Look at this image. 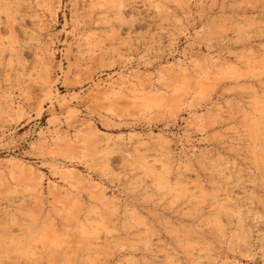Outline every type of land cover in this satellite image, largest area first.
<instances>
[{
	"label": "rangeland",
	"instance_id": "1",
	"mask_svg": "<svg viewBox=\"0 0 264 264\" xmlns=\"http://www.w3.org/2000/svg\"><path fill=\"white\" fill-rule=\"evenodd\" d=\"M0 264H264V0H0Z\"/></svg>",
	"mask_w": 264,
	"mask_h": 264
}]
</instances>
